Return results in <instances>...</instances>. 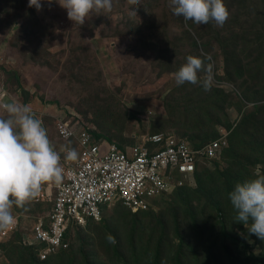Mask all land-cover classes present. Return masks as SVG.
Listing matches in <instances>:
<instances>
[{
  "label": "rangeland",
  "instance_id": "obj_1",
  "mask_svg": "<svg viewBox=\"0 0 264 264\" xmlns=\"http://www.w3.org/2000/svg\"><path fill=\"white\" fill-rule=\"evenodd\" d=\"M224 2L219 27L185 22L170 0H141L134 17L127 0H113L111 13L92 12L83 25L55 0L40 11L0 0V105L31 106L62 168L79 146L58 136L59 118L121 148L158 133L195 146L224 141L219 159L150 209L106 208L100 221L72 226L68 250L46 262L18 238L0 240V264H264V241L233 221L227 195L264 176V0ZM188 56L205 71L178 86L173 74ZM51 205L34 199L12 212L27 220Z\"/></svg>",
  "mask_w": 264,
  "mask_h": 264
},
{
  "label": "built area",
  "instance_id": "obj_2",
  "mask_svg": "<svg viewBox=\"0 0 264 264\" xmlns=\"http://www.w3.org/2000/svg\"><path fill=\"white\" fill-rule=\"evenodd\" d=\"M56 129L61 139L78 144L79 152L63 168L61 181H53L35 198L42 205L50 198L51 208L27 220L13 214L11 226L0 231L1 240L20 238L40 261L67 250L69 229L100 221L106 208L117 204L133 213L148 210L155 198L194 176L200 164L219 159L224 144L218 139L195 146L184 138L158 133L121 148L62 118Z\"/></svg>",
  "mask_w": 264,
  "mask_h": 264
},
{
  "label": "clouds",
  "instance_id": "obj_3",
  "mask_svg": "<svg viewBox=\"0 0 264 264\" xmlns=\"http://www.w3.org/2000/svg\"><path fill=\"white\" fill-rule=\"evenodd\" d=\"M46 2L51 5L53 0ZM55 2L67 10L69 20L79 25H83L92 12L111 13L113 9V0ZM127 4L132 6L128 13L131 17L137 15V10L142 5L141 0H127ZM170 6L174 15L196 25H207L214 21L216 26L222 27L229 17L224 0H170ZM28 7H35L40 11L43 7L42 0H28ZM202 71H205L202 60L197 56H188L186 63L173 75L178 86L185 83L196 84L198 73ZM0 107L7 113L6 117H0V231H3L13 223V206L22 208L37 198L43 183H59L63 168L60 165V154L51 144L46 128L36 118L30 105L11 101ZM77 157V151L69 149L64 159L75 161ZM227 195L235 212L233 221L243 224L249 235H255L264 241V176L237 183ZM18 239L20 243V238ZM26 248L35 253L39 262H46L52 257L40 261L32 247Z\"/></svg>",
  "mask_w": 264,
  "mask_h": 264
}]
</instances>
